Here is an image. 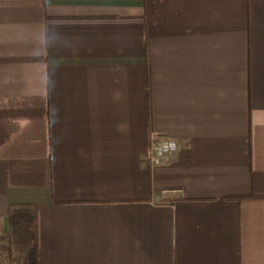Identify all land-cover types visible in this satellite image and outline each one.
<instances>
[{
	"label": "crops",
	"instance_id": "0c3cea01",
	"mask_svg": "<svg viewBox=\"0 0 264 264\" xmlns=\"http://www.w3.org/2000/svg\"><path fill=\"white\" fill-rule=\"evenodd\" d=\"M0 232L14 264H264V0H0Z\"/></svg>",
	"mask_w": 264,
	"mask_h": 264
},
{
	"label": "built area",
	"instance_id": "2783aa9c",
	"mask_svg": "<svg viewBox=\"0 0 264 264\" xmlns=\"http://www.w3.org/2000/svg\"><path fill=\"white\" fill-rule=\"evenodd\" d=\"M179 150V144L175 140H164L154 142L151 145L149 154V162L152 166H159L165 163L167 160L173 158ZM4 243L6 247L9 243V237L0 232V243ZM4 248H0V264H14L10 253Z\"/></svg>",
	"mask_w": 264,
	"mask_h": 264
},
{
	"label": "trees",
	"instance_id": "16d2710c",
	"mask_svg": "<svg viewBox=\"0 0 264 264\" xmlns=\"http://www.w3.org/2000/svg\"><path fill=\"white\" fill-rule=\"evenodd\" d=\"M19 208H21L22 210L26 209V210L31 212V221H32L31 222L32 223L31 224V229H32L33 234L35 235L34 244H35V246L37 248V242H36L37 235H38V215H37L38 212H37V207L36 206H20Z\"/></svg>",
	"mask_w": 264,
	"mask_h": 264
}]
</instances>
